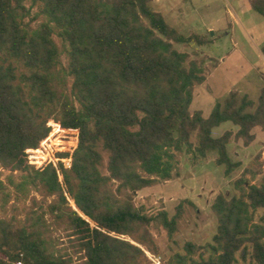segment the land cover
<instances>
[{
    "label": "trees",
    "instance_id": "trees-1",
    "mask_svg": "<svg viewBox=\"0 0 264 264\" xmlns=\"http://www.w3.org/2000/svg\"><path fill=\"white\" fill-rule=\"evenodd\" d=\"M151 2L0 0V167L20 174L9 184L20 201L33 194L39 207L23 220L0 217V264H71L48 247V215L82 264H149L146 252L159 255L152 232L173 243L194 205L181 201L173 216L147 214L135 206L136 193L172 180L183 153L195 160L216 154V165L231 174L239 166L228 155L232 133L212 137L222 124L238 127L234 139L244 146L253 129L264 131V90L257 104L231 93L207 118L190 113L205 69L175 45L203 42L170 27ZM250 6L264 18V0ZM50 122L77 132V144L56 153L70 158L68 168L38 170L26 151L50 136ZM234 189L237 195L219 194L211 205L212 242H186L160 264H264V184L243 176Z\"/></svg>",
    "mask_w": 264,
    "mask_h": 264
},
{
    "label": "rangeland",
    "instance_id": "rangeland-1",
    "mask_svg": "<svg viewBox=\"0 0 264 264\" xmlns=\"http://www.w3.org/2000/svg\"><path fill=\"white\" fill-rule=\"evenodd\" d=\"M150 7L180 34L196 36L203 42L175 45L179 52L188 55L189 61H196L205 69L206 80L194 89L190 113L200 111L207 118L215 104L223 103L231 93H236L239 98L247 96L257 104L264 90V56L261 53L264 18L252 10L250 0H152ZM38 23L32 25L36 27ZM54 40L63 52V43L56 36ZM226 132L232 133L227 148L229 158L239 164L231 174L226 175L225 168L216 165V154H210L205 160H195L183 153L178 158V170L172 180L159 182L134 196L135 206L142 207L144 212L152 215L165 210L169 216H173L178 204L184 200L194 205V208L188 207L173 243L168 242L163 234L152 232L159 255L146 252L149 264H160L173 252L182 251L186 242L196 245L211 243L217 224L211 205L219 194L227 198L237 195L235 181L244 176L251 185L264 184V131L253 129L255 139L249 146L234 139L238 127L231 123L215 128L212 137L220 138ZM64 134L66 138L60 139L68 143L63 144L62 148L72 153L77 143L73 146L71 135ZM19 176L18 172L0 167L1 218L23 220L30 209H39L31 201L33 194L20 201L22 196L9 184V178L18 180ZM36 200L42 202L40 196H36ZM51 200L48 199L49 202ZM69 202L71 208L76 209L74 203ZM47 219L52 229L51 238L48 239L49 249L59 251L71 260V264H82L74 242L54 224L51 215ZM122 238L131 241L130 238ZM0 258L5 260L2 254Z\"/></svg>",
    "mask_w": 264,
    "mask_h": 264
},
{
    "label": "built area",
    "instance_id": "built-area-1",
    "mask_svg": "<svg viewBox=\"0 0 264 264\" xmlns=\"http://www.w3.org/2000/svg\"><path fill=\"white\" fill-rule=\"evenodd\" d=\"M49 126L52 128V133L48 138H46L43 142L40 143L39 148L26 151L29 165L39 170L45 167L46 165L51 164L56 170H58V163L61 162L64 164L65 167L68 168L70 166V158L59 159L57 158L56 153L70 152L69 150L62 148L63 144L68 143L67 140L60 139L66 138L63 136L65 135L64 133L71 135V139H73V146H75L77 141V133L75 131L63 130L59 124H56L54 122H50ZM56 128L59 131L58 133H55ZM59 179L61 181L60 176ZM16 264L21 263L18 262Z\"/></svg>",
    "mask_w": 264,
    "mask_h": 264
},
{
    "label": "water",
    "instance_id": "water-1",
    "mask_svg": "<svg viewBox=\"0 0 264 264\" xmlns=\"http://www.w3.org/2000/svg\"><path fill=\"white\" fill-rule=\"evenodd\" d=\"M75 211H77L76 209H74Z\"/></svg>",
    "mask_w": 264,
    "mask_h": 264
}]
</instances>
